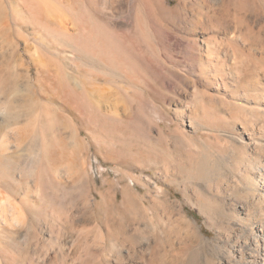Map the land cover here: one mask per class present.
<instances>
[{
  "label": "rangeland",
  "instance_id": "obj_1",
  "mask_svg": "<svg viewBox=\"0 0 264 264\" xmlns=\"http://www.w3.org/2000/svg\"><path fill=\"white\" fill-rule=\"evenodd\" d=\"M0 264H264V0H0Z\"/></svg>",
  "mask_w": 264,
  "mask_h": 264
}]
</instances>
